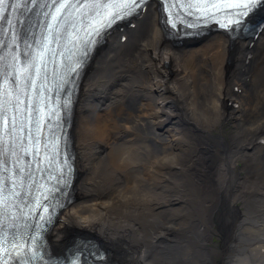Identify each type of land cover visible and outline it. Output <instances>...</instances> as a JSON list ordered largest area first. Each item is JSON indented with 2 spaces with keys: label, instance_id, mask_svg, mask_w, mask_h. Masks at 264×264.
Wrapping results in <instances>:
<instances>
[{
  "label": "bare ground",
  "instance_id": "6f19581e",
  "mask_svg": "<svg viewBox=\"0 0 264 264\" xmlns=\"http://www.w3.org/2000/svg\"><path fill=\"white\" fill-rule=\"evenodd\" d=\"M133 22L83 79L53 245L82 233L113 264H264V27L175 43L154 5Z\"/></svg>",
  "mask_w": 264,
  "mask_h": 264
},
{
  "label": "snow or ice",
  "instance_id": "6c2138e0",
  "mask_svg": "<svg viewBox=\"0 0 264 264\" xmlns=\"http://www.w3.org/2000/svg\"><path fill=\"white\" fill-rule=\"evenodd\" d=\"M140 0H135V3H139ZM259 4H264V0H252V7H256L258 6ZM235 7H243L244 9H248L250 7L249 4L245 3L243 5H234ZM241 15H243V13H241Z\"/></svg>",
  "mask_w": 264,
  "mask_h": 264
},
{
  "label": "rangeland",
  "instance_id": "374dc122",
  "mask_svg": "<svg viewBox=\"0 0 264 264\" xmlns=\"http://www.w3.org/2000/svg\"><path fill=\"white\" fill-rule=\"evenodd\" d=\"M95 102H98V98H96L95 100H94ZM230 125L229 124H226V133H230V131H231V128L229 127ZM75 139V138H74ZM77 169H78V166H77ZM59 247V246H58Z\"/></svg>",
  "mask_w": 264,
  "mask_h": 264
}]
</instances>
